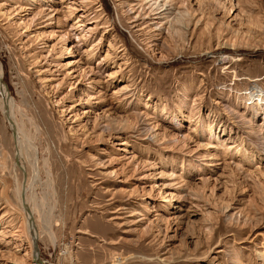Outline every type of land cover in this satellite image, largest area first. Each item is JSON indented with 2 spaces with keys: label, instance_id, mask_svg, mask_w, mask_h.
I'll return each mask as SVG.
<instances>
[{
  "label": "rangeland",
  "instance_id": "1",
  "mask_svg": "<svg viewBox=\"0 0 264 264\" xmlns=\"http://www.w3.org/2000/svg\"><path fill=\"white\" fill-rule=\"evenodd\" d=\"M37 1L0 0L3 84L22 126L0 109V264L31 261L21 135L51 227L43 261L264 264V0H171L172 15L154 0H82L77 28L82 11L65 12L81 0H53V20L33 16ZM64 30L87 33L73 45Z\"/></svg>",
  "mask_w": 264,
  "mask_h": 264
},
{
  "label": "bare ground",
  "instance_id": "2",
  "mask_svg": "<svg viewBox=\"0 0 264 264\" xmlns=\"http://www.w3.org/2000/svg\"><path fill=\"white\" fill-rule=\"evenodd\" d=\"M20 1L22 3H24V5L21 4V5H18L16 7V9H19V11H27L28 9H30L27 6L28 4L33 7L34 3L37 4V2H38L37 0H27V1L26 0H20ZM62 1H65V0H59V3ZM40 2H41V4L44 2V4L41 6L40 10H38L36 13H34V15H33L34 17H36V15L42 14L44 7H45V9L50 8L48 14L52 13L47 17V20H53V15L61 12L60 7H56V4H54V3L52 4L53 0H43V1L40 0ZM74 2H75V0H74ZM152 3L156 6L157 9H160L159 14H163V13L168 14V12L171 14L172 9H174V7H172L171 0H160V1L154 0ZM77 4L70 2L66 7L67 10L65 12V14L68 13V15H70L73 12H75V10L82 11L81 12L82 14H80V16H79V17H81V19L77 18L76 21L74 22L75 25L77 24L75 26V28L83 25L84 19L89 14L87 12H90L92 9L91 7H88L84 3V1H82V0L80 1L79 6ZM46 5H48V7ZM80 7H82V8H80ZM95 11H97V10H95ZM175 13L173 14V17L168 22L170 27L172 25L175 26V23H176V26H177V24H180V19H181L180 13L177 14V10L175 11ZM170 14L166 15V17L168 18L170 16ZM89 28L90 27H88L86 29V31H88ZM86 33H80V34L73 37V36H70L68 31L64 30L61 33V35L59 36V39H61L63 41V43H65L67 40H71L70 38L72 37V39L75 40L74 41L75 43L74 44L72 43V44L77 45L78 41L80 39L84 38ZM71 48L72 47L70 46V44L64 46L65 51H63V54L70 53ZM83 52L85 53L87 51L84 50ZM106 57H108L107 53L105 54L104 57H102L101 60L103 61ZM98 64H99V62H98ZM115 72L116 71H112L110 73H107L106 75L108 77H114L113 75ZM86 75H88V74L83 71L82 77H85ZM3 83H4L3 71H2V68L0 66V109L2 111L3 117L8 122L9 126L13 127L15 130H17L19 132L18 135H20V132H21L20 130H21L22 126H20V124H18V122L15 119L14 98L11 95L10 90L7 87H5ZM231 112H232V110H231ZM214 137H215V135H214ZM18 138H19V136H18ZM18 138H17V135L15 133V139H18ZM19 141L21 142V143H18V144H21V149L19 147L20 145H18V157H19L18 161H19L20 165H19V167L18 166L17 167L19 168V170L25 171L24 173L26 174V178H25L26 181L23 184L20 182L19 186L17 187V194H16L17 195L16 197H17V199L21 205V209L19 207H18V209H20L22 211L23 217H24V218L22 217L23 218V223H22V228H23L22 230L23 231L21 230L20 232H22L24 234V236L26 237L27 242H28V247H29V251L24 252V255L31 260L30 264H51L50 262L43 261L41 259L39 249H38V245H37V241L43 236H46L50 241H53L52 236H51V232H50V228H51L50 222H48L47 216L45 215L46 209L45 210L43 209V206H42L43 202H42L41 198L38 196H37L38 198L36 196L34 197L29 192V188L31 186H33L32 185L33 180L38 178V173H39V166H38V162L36 161V159H37L36 154H35V151L33 150V148H32V151L30 152L24 146V140L22 138V135L20 136ZM2 157H4V156H2ZM2 159L4 161L3 162V165H4L6 159H5V157ZM3 186L5 188V184ZM5 190H2L3 204L0 205V208H3V209H4V207L5 208H11V201L8 198L7 194H5ZM13 209H14V207H13ZM10 210H8V211H10ZM6 212H7V210H6ZM46 214H47V211H46ZM5 218H7V217H5Z\"/></svg>",
  "mask_w": 264,
  "mask_h": 264
},
{
  "label": "water",
  "instance_id": "3",
  "mask_svg": "<svg viewBox=\"0 0 264 264\" xmlns=\"http://www.w3.org/2000/svg\"><path fill=\"white\" fill-rule=\"evenodd\" d=\"M13 130H11V136H12V134H13ZM14 150H15V153H14V155H13V160L16 162V149H15V147H14Z\"/></svg>",
  "mask_w": 264,
  "mask_h": 264
}]
</instances>
